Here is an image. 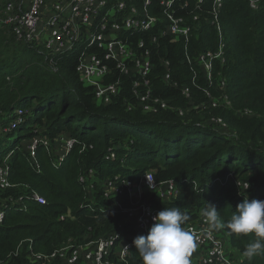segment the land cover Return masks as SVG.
<instances>
[{
  "label": "trees",
  "instance_id": "trees-1",
  "mask_svg": "<svg viewBox=\"0 0 264 264\" xmlns=\"http://www.w3.org/2000/svg\"><path fill=\"white\" fill-rule=\"evenodd\" d=\"M7 1L0 0V9ZM120 1L142 5L141 0ZM255 1L256 10L251 9L249 0H223L220 23L227 44L226 62L214 63L211 87L202 74L195 78L190 70L195 67L197 54L217 50L220 40L209 22L212 17L197 11L201 18L194 21L190 12L195 2L191 0L189 9L177 11V18L192 27L188 46L192 64L186 59L183 38L171 43L169 36L158 35V54L152 59L150 80L156 99L167 102L168 107H159L151 114L142 112L128 78H122L125 88L120 96L109 105H99L93 89L79 79L77 52L57 56L51 63L45 52L18 44L10 29L0 24V162L12 154L11 187L0 188V198L7 206L0 226L2 264H33L30 240L35 253L50 254L69 243L107 237L119 224H125V231L132 233L124 214L104 200L101 186L91 189L96 197L94 211L86 207L90 203L87 187L95 181L88 179L84 184L80 177L90 170L101 185L116 176L139 180L149 172L158 183L176 180L179 194L175 200L158 202L151 193L145 200L155 208L180 207L188 216L185 226L200 219L207 203L216 206L221 221L226 223L244 200L235 181L254 185L255 196L264 201V0ZM211 5L212 0H206L204 7ZM150 12L166 20L157 2ZM149 35L144 34L146 40ZM167 73L178 88L164 81ZM118 78L115 71L106 82ZM184 86L190 87V97L182 93ZM201 88L210 90L216 107ZM223 95L228 96L230 106L223 102ZM129 104L138 107L129 112ZM20 108L25 111L24 122L15 132H7ZM246 110L252 116L246 115ZM212 119H222L227 129L211 123ZM39 128L42 135L35 134ZM15 133V142L10 143ZM61 137L74 138L81 144L57 169L53 162L60 153H56L55 145L61 148ZM35 138H44L50 147L49 152L45 146L38 148L39 169L28 151ZM82 144L87 147L85 151ZM109 149L115 151L116 160H106ZM220 178L228 180L224 186L216 184ZM198 182L214 187L203 195L198 193ZM35 195L45 203L35 201ZM122 198L123 207L128 208L127 196ZM101 204L112 212H95L100 211ZM65 214L72 218L61 222L60 216ZM223 229L230 238V248L241 255L240 264H264V254L251 260L243 255L246 245L256 239L254 234L237 235ZM130 261L142 264L137 248Z\"/></svg>",
  "mask_w": 264,
  "mask_h": 264
},
{
  "label": "built area",
  "instance_id": "built-area-1",
  "mask_svg": "<svg viewBox=\"0 0 264 264\" xmlns=\"http://www.w3.org/2000/svg\"><path fill=\"white\" fill-rule=\"evenodd\" d=\"M191 1L195 2V9L190 12L194 15L193 20L199 22L201 18L197 11L210 15L212 19L209 22L219 34L217 50L197 54L194 60L195 67H191L190 70L195 78L199 73L202 74L211 87L214 63L226 62L227 44L223 41L224 30L220 23L223 0H212V5L208 9L204 7L206 0ZM141 2V7H138L136 4L130 6L120 0H8L0 9V24L10 29L18 44L45 52L51 63L57 56L77 52L79 79L86 88L93 89L99 105H109L120 96L125 88L122 78H128L132 95L138 101L142 112L151 114L156 113L159 107H168L167 102L156 99L150 80L153 70L152 59L154 54H158L156 50L159 43L158 35L162 38L169 36L172 38L171 43L183 38L186 59L192 64V57L188 53L192 27L183 18H177L176 14L178 10L189 9L190 4L189 0H141ZM153 2H157L163 9L166 20L151 14L150 7ZM249 5L251 9L258 8L255 0H249ZM147 33L150 35L146 40L144 34ZM109 64H114L115 68ZM198 68L199 70H195ZM115 71L119 73V78L106 82ZM164 81L178 88L177 82H171L169 73L165 75ZM221 86L224 88L226 84L222 82ZM201 90L213 102V107H216L217 104L211 99L210 90L204 88ZM182 93L190 97V87H182ZM222 100L225 105L230 106L227 95H223ZM137 107V104L135 106L129 104L128 111L131 112ZM24 113L22 108L17 110V120L10 125L7 132H15L19 128L24 122ZM245 114L252 116V112L248 110ZM180 115H183V112H180ZM210 122L218 123L222 129L228 127L222 119H212ZM79 144L81 143L74 138L61 137L60 146L63 152L53 162L54 167L58 169ZM40 146H45L49 152V144L43 138H35L28 146L31 160L37 169L40 166L36 154ZM86 148V145L82 144V151ZM11 155L3 160L4 165L0 164L2 190L11 187L8 182L11 169L10 166H5ZM116 158L115 151L109 149L106 160L114 161ZM2 167L9 168L6 171ZM93 176L95 173L90 170L87 176L80 177V182L87 184L88 179H92ZM147 176L152 180L149 181ZM227 181L220 178L216 180V184L224 186ZM235 185L238 195L243 198H245L243 193L251 190V185L247 182L235 181ZM94 186H101L104 200L111 204L110 207L115 205L124 214L125 223L131 225L132 233L125 231V224H119L107 237L92 239L82 244L69 243L50 254L35 253L33 242L30 240L32 263L45 264L57 261L58 264H132L130 259L136 248L134 239L140 235H147L155 223L153 217L164 210L153 207L148 199L145 200L146 196L151 193L155 194L158 202H170L179 194V183L176 180L158 183L150 172L134 181L116 176L106 181L104 185L95 177V184L87 187L90 201L86 206L88 209L96 204L95 194L91 193ZM125 195L128 199V208H124L125 205L121 201ZM246 197L249 200H260L255 196ZM34 199L39 203L46 201L40 195H35ZM6 208L5 201L0 198V226L4 223ZM91 210L94 211L93 208ZM95 212L108 213L112 210L107 212V206L101 204L100 211L95 209ZM68 218H72L71 215L65 214L60 216V221L65 222ZM186 227L199 238L198 247L191 257L192 264H240L230 253L229 239L221 237L216 229L209 225L203 213L197 222ZM224 240L228 242V246H225Z\"/></svg>",
  "mask_w": 264,
  "mask_h": 264
},
{
  "label": "clouds",
  "instance_id": "clouds-1",
  "mask_svg": "<svg viewBox=\"0 0 264 264\" xmlns=\"http://www.w3.org/2000/svg\"><path fill=\"white\" fill-rule=\"evenodd\" d=\"M203 216L213 229L226 227L232 234H254L256 239L243 252L249 260L264 254V201L245 197L226 223L211 203H207ZM187 219V214L177 206L165 207L153 217L155 223L148 234L137 236L133 241L142 264H192L199 238L185 226Z\"/></svg>",
  "mask_w": 264,
  "mask_h": 264
},
{
  "label": "rangeland",
  "instance_id": "rangeland-1",
  "mask_svg": "<svg viewBox=\"0 0 264 264\" xmlns=\"http://www.w3.org/2000/svg\"><path fill=\"white\" fill-rule=\"evenodd\" d=\"M111 1H116V0H111ZM250 117V116H249ZM42 131H43V129L42 128H39L38 130H36L35 131V134H39V135H42ZM16 136H17V133H15V135H14V137L13 138H11V142L10 143H12V141H14L15 142V138H16ZM43 140L45 141V142H47L44 138H43ZM251 145L253 146V147H257V144L256 143H251ZM55 151H56V153L57 154H61L62 152H63V150H61V148L59 149L58 148V146L57 145H55ZM6 158V157H5ZM0 164H3L4 165V163H2V162H0ZM5 166H9V160L5 163ZM4 170H8V168L9 167H2ZM11 169V168H10ZM236 175V174H235ZM92 180H94L95 181V176H93V178H92ZM197 182V181H196ZM199 183V182H198ZM194 186H195V184H194ZM214 187V184H208V183H202V184H198V193H200V194H203V195H205V194H207V193H209L210 192V190L212 189ZM254 190H255V186L254 185H251V190L249 191V192H246V193H243V196L244 197H246L247 195H250V196H252L253 198H254V196H255V194H254ZM92 193V192H91ZM93 194V193H92ZM203 198H204V196H202ZM256 197V196H255ZM216 231L219 233V235L221 236V237H223V238H226V239H229L230 240V238H229V236H228V234H227V232H226V230H224L223 228H219V229H216ZM88 238V236H86L85 237V239H87ZM71 241V240H70ZM224 244H225V246H228V242L226 241V240H224ZM58 247H56V249H57ZM60 250V249H59ZM58 251V250H57ZM230 253L233 255V257L237 260V261H239V258H241V255H240V253L238 252V250H236L235 248H233V249H231L230 248ZM54 262H48L47 264H53ZM34 264V263H33Z\"/></svg>",
  "mask_w": 264,
  "mask_h": 264
}]
</instances>
